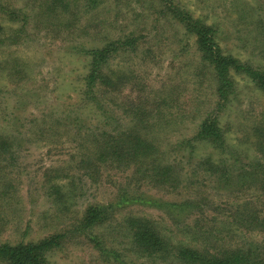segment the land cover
<instances>
[{
	"label": "rangeland",
	"instance_id": "obj_1",
	"mask_svg": "<svg viewBox=\"0 0 264 264\" xmlns=\"http://www.w3.org/2000/svg\"><path fill=\"white\" fill-rule=\"evenodd\" d=\"M83 1L69 0L47 17L40 11L51 0H0L31 13L19 42L7 39L17 23L0 13L6 27L0 135L13 145L11 158L0 157V243L65 232L47 254L48 264H114V251L127 264H168L133 246L125 222L133 216L152 221L172 247L246 249L254 241L264 249V231L240 224L245 216L264 214V92L234 75L237 90L218 111L215 83L195 37L157 0H99L93 9ZM175 1L215 28L226 53L264 65V0ZM128 34L138 47L119 50L108 67L129 79L99 95L108 106L110 141L123 137L133 123L131 107L142 103L153 123L142 135L158 147L163 163L173 165L179 183L154 182L142 168L114 160L96 161L97 172L80 165L88 155L95 158L91 153L102 140L100 113L81 94L88 61L82 49ZM75 115L82 120L74 121ZM205 115L219 119L223 152L192 140ZM204 156L217 163V174L204 170ZM52 183L61 186L63 198L56 200ZM89 205L107 207L108 219L93 233L110 249L108 258L89 240L92 232H71Z\"/></svg>",
	"mask_w": 264,
	"mask_h": 264
},
{
	"label": "trees",
	"instance_id": "obj_2",
	"mask_svg": "<svg viewBox=\"0 0 264 264\" xmlns=\"http://www.w3.org/2000/svg\"><path fill=\"white\" fill-rule=\"evenodd\" d=\"M157 1L160 3L162 12L169 13L182 26L186 34L195 37V47L200 62L204 68L209 69L211 78L215 83L216 108L218 111L224 109L231 102L237 90L234 75L247 77L255 88L264 92V65H253L250 61H242L237 56L226 53L218 43L215 28L201 19L194 18L186 9L178 7L175 0ZM98 2L99 0H85L82 5L84 8L93 9ZM68 4L69 0H51L46 5L44 3L45 6H41H44V8L40 11V14L50 17L51 14L57 13L59 6L65 9ZM0 13L6 15L8 21L17 23L16 27L10 28L11 34L8 35L7 39L12 40V42H19L23 34H26L31 13L26 9L5 5L3 2L0 3ZM5 29L6 27L0 22V45L5 40ZM136 39L131 34L113 39L105 38L104 43L99 46L82 49L83 57L87 58L88 61L86 72L82 77L81 94L83 99L100 113L101 124L98 130L102 140L96 142L95 150L93 148L91 153L95 158L91 159V156L88 155L81 159L80 165H83L85 169L90 168L97 172L96 169L99 165L96 166V161L114 160L122 163L124 167L134 165L142 168L147 176L153 178L154 182L179 183V177L177 178L172 173L173 165L163 163L162 153L159 152L158 147L147 141L142 135L141 131H147L153 124L149 121L151 111L142 103H137L131 107L130 113L133 115V123H131L129 129L128 127L125 128L127 132L120 133V136L123 137L110 141V131L107 128V125H109L107 121L109 118L108 106L104 105L103 99H99V95L101 96L102 91L109 93V90L112 87H117L118 83L122 85L127 83L129 77L122 72L115 74V70L108 67V64L119 50L123 52L135 51L138 47ZM0 68H3L1 62ZM1 93L2 89L0 87V96ZM154 115H156V111ZM75 120L80 122L82 119L79 115H75ZM129 131L130 134H128ZM192 140L207 143L214 150L218 149L222 152L227 148L224 131L216 115H205L201 119ZM12 152L13 145L11 141L4 135H0V157L6 155L4 160L8 157L11 158ZM200 164L205 167L204 170L207 173L209 172L212 175L218 173V165L210 156H204ZM52 185V194L56 195V200L63 198L64 193L60 191L61 186L54 183ZM158 201L156 200V202ZM59 202L63 203L62 200H59ZM106 210L107 207L105 206H87L79 217L77 224L72 227L71 232L93 233L108 219L109 215L106 214ZM241 221V226L246 230L264 231V214L245 216ZM125 222L126 228L130 232L132 244L142 256L157 257L161 261L169 260L168 264H264V249L254 241H251L246 249L228 250L223 248L217 251H209L205 247L202 249L177 245L172 247L168 241L162 238L160 233L158 234L152 226V221L143 217L128 216ZM92 233L88 235L89 240L93 242V246L100 251L101 255L108 258L110 255L106 251H110V249H107V246L103 244L102 237L99 234ZM66 235L65 232H61L50 234L38 241L0 243V263L48 264L47 254L57 248ZM118 257L119 254L114 251V264H127L122 258L118 259Z\"/></svg>",
	"mask_w": 264,
	"mask_h": 264
}]
</instances>
